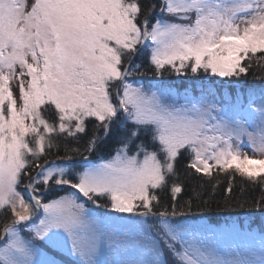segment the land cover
Segmentation results:
<instances>
[{
	"label": "snow or ice",
	"instance_id": "1",
	"mask_svg": "<svg viewBox=\"0 0 264 264\" xmlns=\"http://www.w3.org/2000/svg\"><path fill=\"white\" fill-rule=\"evenodd\" d=\"M257 54L264 0H0V264H264V223L176 202L181 160L264 186V85L240 83ZM189 73L235 83L164 79Z\"/></svg>",
	"mask_w": 264,
	"mask_h": 264
},
{
	"label": "trees",
	"instance_id": "2",
	"mask_svg": "<svg viewBox=\"0 0 264 264\" xmlns=\"http://www.w3.org/2000/svg\"><path fill=\"white\" fill-rule=\"evenodd\" d=\"M142 2L146 7L147 0H142ZM136 62L145 65V69H142L145 71V75L142 78L143 82L153 79V73L147 70V55L137 57ZM244 63L248 67V74L241 78L240 83L244 86L259 87L264 85V59L260 58V54L253 57L250 64L248 61ZM177 77H191L189 79L193 84L192 87L197 91L201 86L215 87L222 82L235 83L234 80L228 81V78L214 77L206 79L202 73L196 76L192 74L184 76L165 74L164 79L171 85H174L176 83L175 78ZM91 128L90 124L89 134L91 133ZM118 135H120L119 132L113 133L90 158L102 157L103 159H107L111 155H114V149L117 146L115 141ZM87 138L84 137L80 144L61 142L58 155L65 156V148H67L68 155L72 156L73 160L80 158L79 155H74L71 149L79 147L83 151V143ZM55 154L54 150L53 156H50L49 159L54 158ZM186 163L187 161L181 160L177 166L178 179L176 183L180 184L183 188L182 192L176 197V202L179 205L191 201L193 213L198 215L203 213L205 218L210 219L212 222L219 221L221 224L226 220L229 222H240L247 219L251 220L254 225L256 223L257 225L264 223V186L248 183L239 176L230 181V177L227 174H220L213 179L190 174L185 168ZM71 166L75 167L76 165L72 164ZM230 182L231 191L228 192L227 189ZM159 195L161 196L162 205L168 206L171 204L172 197L168 190L159 193ZM258 204L260 205L259 208L257 207Z\"/></svg>",
	"mask_w": 264,
	"mask_h": 264
},
{
	"label": "rangeland",
	"instance_id": "3",
	"mask_svg": "<svg viewBox=\"0 0 264 264\" xmlns=\"http://www.w3.org/2000/svg\"><path fill=\"white\" fill-rule=\"evenodd\" d=\"M158 2V0H147V5H146V7L147 6H149V5H151V4H153V3H157ZM190 74V73H189ZM189 78H191V77H189ZM189 78H186V77H177V78H175L176 79V83H174V85H172L174 88H176L178 91H180L181 93L184 91V89H188L190 92H192L193 90H194V88L192 87L193 86V84L191 83V80L189 79ZM167 81V80H166ZM201 82H203V81H201ZM170 84V83H169ZM196 90V89H195ZM197 91V90H196ZM198 92V91H197ZM244 151H246V152H249V154H251V151H250V149L249 148H247V147H245L244 148ZM94 162H100V160L101 159H103L102 157H98V158H91ZM80 160V158H78V159H75V160H73V161H76V162H78ZM73 164H75V163H73ZM72 165V164H71ZM70 165V166H71ZM60 194V193H59ZM62 194H64L63 192H61V195ZM3 219V217L2 216H0V220H2ZM241 222H251V220H249V219H247L246 221H240V222H237V223H241ZM256 225H257V223H256ZM259 225V224H258Z\"/></svg>",
	"mask_w": 264,
	"mask_h": 264
}]
</instances>
